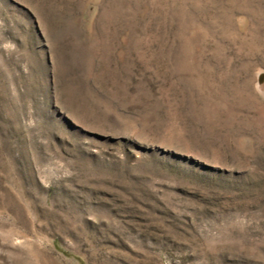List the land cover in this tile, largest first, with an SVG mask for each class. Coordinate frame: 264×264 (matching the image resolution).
Returning <instances> with one entry per match:
<instances>
[{"label":"rangeland","instance_id":"rangeland-1","mask_svg":"<svg viewBox=\"0 0 264 264\" xmlns=\"http://www.w3.org/2000/svg\"><path fill=\"white\" fill-rule=\"evenodd\" d=\"M264 0H0V264H264Z\"/></svg>","mask_w":264,"mask_h":264},{"label":"water","instance_id":"water-1","mask_svg":"<svg viewBox=\"0 0 264 264\" xmlns=\"http://www.w3.org/2000/svg\"><path fill=\"white\" fill-rule=\"evenodd\" d=\"M263 78H264V76L262 75V76L260 77V81H262V80H263Z\"/></svg>","mask_w":264,"mask_h":264}]
</instances>
